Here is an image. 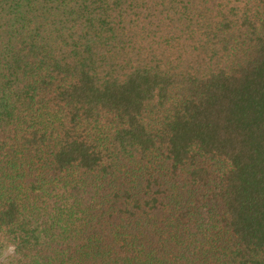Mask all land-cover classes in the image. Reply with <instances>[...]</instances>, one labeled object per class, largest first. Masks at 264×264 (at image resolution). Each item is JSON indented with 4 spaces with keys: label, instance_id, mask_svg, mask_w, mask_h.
I'll use <instances>...</instances> for the list:
<instances>
[{
    "label": "trees",
    "instance_id": "obj_1",
    "mask_svg": "<svg viewBox=\"0 0 264 264\" xmlns=\"http://www.w3.org/2000/svg\"><path fill=\"white\" fill-rule=\"evenodd\" d=\"M0 264H264V0H0Z\"/></svg>",
    "mask_w": 264,
    "mask_h": 264
},
{
    "label": "clouds",
    "instance_id": "obj_2",
    "mask_svg": "<svg viewBox=\"0 0 264 264\" xmlns=\"http://www.w3.org/2000/svg\"><path fill=\"white\" fill-rule=\"evenodd\" d=\"M15 250H16L15 245H8L7 248L4 250V252L0 253V259H2L4 256L15 255L16 254ZM5 264H7V261H5Z\"/></svg>",
    "mask_w": 264,
    "mask_h": 264
}]
</instances>
